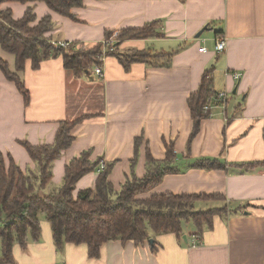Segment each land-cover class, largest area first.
I'll use <instances>...</instances> for the list:
<instances>
[{"label": "crops", "instance_id": "0c3cea01", "mask_svg": "<svg viewBox=\"0 0 264 264\" xmlns=\"http://www.w3.org/2000/svg\"><path fill=\"white\" fill-rule=\"evenodd\" d=\"M27 6L10 2L2 8H11L19 19ZM72 12L76 19L43 2L35 5L38 20L52 15L55 30L48 35L58 43L96 44L107 31L116 35L160 21L163 37L126 39L120 50L172 51L171 65L136 62L125 68L109 55L102 77L94 74V65L90 76L78 77L64 67L62 56L43 61L38 69L29 60L21 73L30 92L28 105L0 70V151L23 169H35L19 140L51 144L63 121L89 116L72 129L74 140L55 160L52 183L62 184L66 165L89 151L91 160L112 164L109 180L120 189L128 179L164 168L172 145L170 165L176 172L164 175L144 196L222 194L221 206L227 204L228 211L201 232L186 222L180 235L150 233L140 244L107 241L97 257L89 255L86 244L58 248L43 216L39 240L15 245L14 261L5 264H264V0H84ZM222 37L227 45L218 52L216 41ZM9 64L14 69L15 58L13 67ZM207 70L214 90L229 96L226 108L214 106L193 135L188 99ZM200 158H217L226 167H195ZM252 163L259 165L247 167ZM98 175V170L85 175L75 194L94 187Z\"/></svg>", "mask_w": 264, "mask_h": 264}, {"label": "trees", "instance_id": "16d2710c", "mask_svg": "<svg viewBox=\"0 0 264 264\" xmlns=\"http://www.w3.org/2000/svg\"><path fill=\"white\" fill-rule=\"evenodd\" d=\"M10 2L28 5L23 17L15 19L11 8H2L4 3ZM39 2L73 19L76 17L72 10L84 6V0H0V46L15 58L13 69L0 56V70L9 81L15 83L24 97L25 105L30 103V92L21 73L29 60L32 68L38 69L43 61L62 56L64 67L78 77L91 71L94 64H102L99 57L103 54V42H70L67 45L55 42L52 35H48L55 30L52 15L46 14L40 20L36 16L35 5ZM159 22L148 23L142 28L122 29L116 35L113 31H107L105 40H112L113 50L107 48L104 54L115 55L125 68L136 62L170 66L174 55L172 51L120 50V45L126 39L163 37ZM210 71L203 74L198 89L188 99L194 122L193 135L198 132L202 120L211 116V110L205 111V106L214 103L219 94L214 90ZM214 105H218V102ZM86 118L89 116L63 121L51 144L34 145L27 140H19L35 163V169H23L10 153L6 155L0 151V264L14 261L15 245L24 247L29 241L39 240L41 214L50 222L58 248L67 243L86 244L89 255L97 257L107 241H132L140 244L149 239L150 233L180 235L184 224L190 221L201 232L205 227L213 226L216 215L228 211L227 204L195 210L198 201L225 200L222 194L153 193L149 197L144 196L161 182L164 175L176 172V168L170 165L175 155L172 145L167 147L164 168L153 169L143 178L128 179L120 189H116L109 180L112 164L108 165L100 158L93 161L89 151L83 152L66 165L60 187L43 194L52 184L55 160L74 140L72 129ZM141 140L142 137L136 138L137 146ZM193 165L208 169L226 167L225 162L217 158H200ZM257 165L252 163L247 167ZM97 170L99 175L94 187L82 189L75 194L78 182L88 173Z\"/></svg>", "mask_w": 264, "mask_h": 264}, {"label": "built area", "instance_id": "2783aa9c", "mask_svg": "<svg viewBox=\"0 0 264 264\" xmlns=\"http://www.w3.org/2000/svg\"><path fill=\"white\" fill-rule=\"evenodd\" d=\"M70 42H61L62 45H67L69 44ZM103 44H104V49L107 50V48H110L111 50H113L112 48V40H104L103 41ZM226 40L222 37V38H219L217 39L216 41V50L218 52H222L225 50L226 48ZM206 48H201V51L205 50ZM105 51L103 52V54L99 57L102 64L101 65H96L94 64V74L99 76V77H102L104 75V68H103V60L105 59L106 55L104 54ZM234 77L237 79L239 78V74L238 73H235L234 74ZM228 93L226 92H220L218 94V97L216 98V101L219 102L218 105H214L213 102L211 104H208L205 106V111L207 110H211L214 106H221L223 109L226 108V105H227V99H228ZM104 167V166H102Z\"/></svg>", "mask_w": 264, "mask_h": 264}, {"label": "rangeland", "instance_id": "374dc122", "mask_svg": "<svg viewBox=\"0 0 264 264\" xmlns=\"http://www.w3.org/2000/svg\"><path fill=\"white\" fill-rule=\"evenodd\" d=\"M104 48V47H103ZM105 51V49H103V52ZM0 56L2 57V58H4V59H6L7 61H9L10 63H11V65H12V67H13V63H14V56L13 55H11V54H9V53H7L6 51H4L2 48H1V46H0ZM6 163H7V165L9 164V160L7 159V157H6ZM61 185V184H60ZM60 185L59 186H57L56 185V183H52V184H50L49 186H48V190L50 191V192H52L51 190L52 189H58L57 187H60ZM54 186H56V187H54ZM141 197V196H140ZM221 204H223V202L222 201H218V200H211V201H198V202H196L195 203V210H207V209H211V208H215V207H218V206H221ZM43 216H44V214H41L40 215V217H42L43 218ZM45 218V217H44ZM189 223H185L184 224V227L186 228V227H188L189 225H191L192 226V224H193V222L192 221H190V224L188 225ZM1 250V249H0Z\"/></svg>", "mask_w": 264, "mask_h": 264}, {"label": "water", "instance_id": "95a60500", "mask_svg": "<svg viewBox=\"0 0 264 264\" xmlns=\"http://www.w3.org/2000/svg\"><path fill=\"white\" fill-rule=\"evenodd\" d=\"M205 29H207V27H206ZM202 32H203V30H202V31H200V32L197 34V37H200V36H201V34H202ZM86 75L90 76V75H91V71H90V70H89V71H87V72H86ZM234 92H236V90H235Z\"/></svg>", "mask_w": 264, "mask_h": 264}]
</instances>
